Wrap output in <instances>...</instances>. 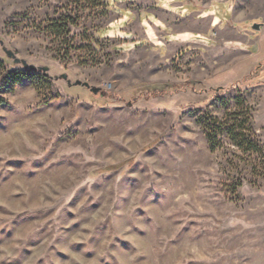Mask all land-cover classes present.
Here are the masks:
<instances>
[{"label":"rangeland","instance_id":"rangeland-1","mask_svg":"<svg viewBox=\"0 0 264 264\" xmlns=\"http://www.w3.org/2000/svg\"><path fill=\"white\" fill-rule=\"evenodd\" d=\"M108 1L0 0L52 76L0 44V264H264V160L203 125L245 100L264 147V0Z\"/></svg>","mask_w":264,"mask_h":264},{"label":"trees","instance_id":"trees-1","mask_svg":"<svg viewBox=\"0 0 264 264\" xmlns=\"http://www.w3.org/2000/svg\"><path fill=\"white\" fill-rule=\"evenodd\" d=\"M88 1L90 3L89 6L84 7H89L91 9H95L97 6H103L105 9L109 7L108 0ZM75 23V20H73L72 17L69 16L68 20L63 24H58L55 22L50 24V26H48V30H50L52 33L68 35L69 26ZM5 63L6 59L0 56V68L4 66ZM34 70L41 71L44 76L52 78V76L48 72H45L44 70L39 68L33 69L25 67H15V69L13 68L6 71L2 79L3 81H5L7 76H12L17 80L21 78L22 74L29 75ZM231 87L238 88L240 90L238 84H233V86ZM231 87H228V89ZM219 89H223V86H219ZM166 90L168 89L154 90L151 93L156 95L157 93L164 92ZM241 102L244 104L243 114H240L239 112H230L227 114L225 119H220L219 117L214 115L208 116V118L203 122L204 128L206 130V136L212 149H215L220 143V135L225 134L239 149L251 154L256 153L258 155H261V160H264V147L252 121V108L246 103L245 100L241 99ZM241 115L242 117L240 118ZM122 163L106 166V168H104L103 170L111 171L113 169H117L121 166Z\"/></svg>","mask_w":264,"mask_h":264},{"label":"water","instance_id":"water-1","mask_svg":"<svg viewBox=\"0 0 264 264\" xmlns=\"http://www.w3.org/2000/svg\"><path fill=\"white\" fill-rule=\"evenodd\" d=\"M253 28L255 30H260L262 28V23L261 22H257L253 24ZM0 44L3 46L4 51L6 52V54L12 58L14 60L15 63H23L25 68H39L44 70L45 72H48V66H42V67H38L35 64H30L28 61L26 60H22L21 58H19L16 54V52L12 49H9L5 46V41L4 39L0 38ZM64 78H67V74L63 75ZM69 84H81V85H85L87 87H89L94 93H100L102 95L105 94V91L102 90L101 87L92 85L91 83H89L88 81L82 80V79H77L74 82H72L71 80L68 81ZM130 104H132V101L129 102Z\"/></svg>","mask_w":264,"mask_h":264},{"label":"crops","instance_id":"crops-1","mask_svg":"<svg viewBox=\"0 0 264 264\" xmlns=\"http://www.w3.org/2000/svg\"><path fill=\"white\" fill-rule=\"evenodd\" d=\"M262 23V22H261ZM262 30L261 31H263L264 30V22L262 23V28H261ZM260 42H264V33H262V37H261V39H260ZM48 107H50V106H46V108H48ZM65 112V110H63L61 113H60V115L61 114H63ZM60 115H58L57 117H55V118H52L51 116L50 117H47V118H45L44 120H42L41 122L42 123H40V125H46V126H48V124H49V122L51 123V122H53L54 120H58V118H60ZM62 117V116H61ZM63 126H65V124L63 123L62 125H61V127H63ZM46 133H47V131H43V133H36V134H40L41 136H42V138L44 139L45 137H46ZM36 134L34 133H31V135H32V137L33 138H38V136H36ZM48 135V134H47ZM32 138V139H33ZM34 140V139H33Z\"/></svg>","mask_w":264,"mask_h":264}]
</instances>
